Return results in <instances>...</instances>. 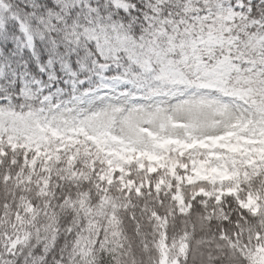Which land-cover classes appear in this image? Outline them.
Wrapping results in <instances>:
<instances>
[{"label":"snow or ice","instance_id":"obj_1","mask_svg":"<svg viewBox=\"0 0 264 264\" xmlns=\"http://www.w3.org/2000/svg\"><path fill=\"white\" fill-rule=\"evenodd\" d=\"M0 264H264V0H0Z\"/></svg>","mask_w":264,"mask_h":264}]
</instances>
